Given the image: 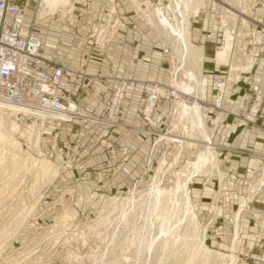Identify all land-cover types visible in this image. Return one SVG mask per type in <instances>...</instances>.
Returning <instances> with one entry per match:
<instances>
[{
	"label": "rangeland",
	"instance_id": "374dc122",
	"mask_svg": "<svg viewBox=\"0 0 264 264\" xmlns=\"http://www.w3.org/2000/svg\"><path fill=\"white\" fill-rule=\"evenodd\" d=\"M127 1L134 17L155 35V48L167 57V83L150 82L172 90L176 104L181 100L176 87L210 104L209 81L224 79L232 87L234 69H248L252 57L246 47L255 39L252 11L258 0ZM97 2L48 0L43 5L39 0L41 18L50 16L69 23L77 17L94 48L106 50L125 41L123 32L128 25L120 12V1L105 0L99 11L91 8ZM207 12L214 15L219 29L214 50L219 66L227 64L223 76H208L202 70L203 54L193 40V28L202 27ZM172 27L185 28L187 33L191 50L184 53L185 61ZM81 74L83 88L86 75ZM191 76L203 79V85ZM122 79L128 89L114 114L110 111L113 94ZM128 91L129 81L117 79L100 115L79 104L91 119L78 120L96 128L95 145L109 156L117 153L113 129L120 125ZM143 101L139 109L142 121ZM164 102L172 108L162 129L157 110ZM204 113L207 138L192 128L190 114L173 125L171 100L158 103L153 109L157 128L149 131L143 125L153 137L146 174L120 192H107L94 178L76 172L78 159L85 158L82 144L69 143L61 135L59 121L0 109V264H234L242 252H220L213 247L214 235L208 223L200 221L198 203L191 192L196 178L208 180L215 175L216 149L209 144L213 143L210 129L224 115L214 122L212 110ZM112 118L114 126L106 122ZM175 157L177 160L172 159Z\"/></svg>",
	"mask_w": 264,
	"mask_h": 264
},
{
	"label": "crops",
	"instance_id": "0c3cea01",
	"mask_svg": "<svg viewBox=\"0 0 264 264\" xmlns=\"http://www.w3.org/2000/svg\"><path fill=\"white\" fill-rule=\"evenodd\" d=\"M118 1L128 25L123 32L125 41L106 50L94 48L77 17L69 23H61L50 16L34 19L37 2L31 4L26 15V23L42 37V66L52 71L57 65H65L86 75L81 95L76 97L78 104L100 115L117 79L129 81L120 125L113 129L117 146L114 156L95 145L96 128L78 119L57 120L62 126L61 135L69 143L82 144L85 158L78 159L76 172L84 178H94L107 192H120L146 174L153 137L143 130L144 122L140 117L144 97L142 85L150 80L163 84L168 81L167 57L155 48V35L134 17L131 3ZM104 3L105 0H98L91 8L99 11ZM213 16L207 12L204 24L193 28L192 36L203 54L202 70L208 76H223L227 64L219 66L216 59L214 45L218 42L219 29ZM252 22L256 34L252 45L246 47L252 57L249 67L234 69L235 80L224 103L225 114L221 122L210 129L216 148L215 175L208 180L198 177L191 187L198 203V217L208 223L214 235L211 243L220 252L259 251L264 240V185L256 186L251 193L249 188L264 167V130L246 124L241 118L249 105L250 88L257 85L264 94V0L254 4ZM171 108V103L164 102L157 110L162 129L170 118ZM172 159L177 160V157Z\"/></svg>",
	"mask_w": 264,
	"mask_h": 264
},
{
	"label": "built area",
	"instance_id": "2783aa9c",
	"mask_svg": "<svg viewBox=\"0 0 264 264\" xmlns=\"http://www.w3.org/2000/svg\"><path fill=\"white\" fill-rule=\"evenodd\" d=\"M37 0H0V109H16L25 114L46 117L62 122L79 118H90L76 102L82 85L83 75L65 65H57L52 71L42 66L40 49L42 37L26 23L31 3ZM41 5L34 11V19L41 18ZM210 104L196 100L198 109L212 110L214 122L224 115L222 108L226 94L231 89L226 80L212 79ZM126 80L117 82L110 111L116 113L127 93ZM144 101L142 117L147 130L157 128L158 122L153 109L163 100H171L175 113L176 100L172 90L156 82L147 81L143 86ZM246 124L257 125L264 130V94L257 86L249 95V105L241 114ZM110 125L115 120H106ZM112 123V124H111ZM215 124V123H214ZM216 149L213 143H209ZM259 184V185H258ZM264 185V167L249 185L250 193L256 186ZM249 193V194H250ZM250 195L245 199L248 201ZM243 203L240 205V207ZM234 264H264V240L259 251H243Z\"/></svg>",
	"mask_w": 264,
	"mask_h": 264
},
{
	"label": "bare ground",
	"instance_id": "6f19581e",
	"mask_svg": "<svg viewBox=\"0 0 264 264\" xmlns=\"http://www.w3.org/2000/svg\"><path fill=\"white\" fill-rule=\"evenodd\" d=\"M48 0H40V3L43 5H47ZM164 24H167L168 21L165 19ZM185 29V28H184ZM184 29H179L177 27H172L171 31L176 36V39L178 41V44L181 47L182 55L181 59L185 61L187 52L189 53L190 49V42L187 36V33ZM186 53V54H184ZM193 54V52H192ZM194 56V54L192 55ZM191 56V57H192ZM193 60V59H192ZM195 82H200L201 86L203 85V79H200L198 76H191ZM176 87V86H174ZM179 94V97L181 100L178 99L174 118L175 122L173 125H177V123H181L183 119L186 117V115L193 116V120L191 122L192 128H194L195 131L200 133L203 137H206V126L204 121L205 111L202 109H198L196 104L194 103L198 98L195 95L189 94V92H184L180 89V87H176V91ZM204 141L209 142V140L205 139Z\"/></svg>",
	"mask_w": 264,
	"mask_h": 264
}]
</instances>
